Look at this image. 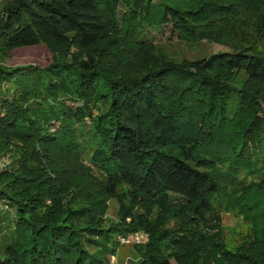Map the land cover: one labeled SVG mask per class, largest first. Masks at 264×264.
I'll use <instances>...</instances> for the list:
<instances>
[{
	"label": "trees",
	"instance_id": "1",
	"mask_svg": "<svg viewBox=\"0 0 264 264\" xmlns=\"http://www.w3.org/2000/svg\"><path fill=\"white\" fill-rule=\"evenodd\" d=\"M154 1L0 0V57L52 55L0 63V264H109L138 232L136 264H264V0ZM163 26L232 50L169 60Z\"/></svg>",
	"mask_w": 264,
	"mask_h": 264
},
{
	"label": "rangeland",
	"instance_id": "2",
	"mask_svg": "<svg viewBox=\"0 0 264 264\" xmlns=\"http://www.w3.org/2000/svg\"><path fill=\"white\" fill-rule=\"evenodd\" d=\"M158 2V0H155L153 3ZM143 37V39L153 44L155 51L175 62L207 58L218 52H228L232 50L230 45L215 41L202 40V42L194 44L182 41L171 33L170 26H163L162 28L149 27L143 32ZM51 60L52 55L43 44L18 48L5 52L0 57V63L7 66L36 65L43 67L50 63ZM243 80L244 77L240 74L239 81ZM9 155V153L0 154V168H3L10 162L11 157L9 158ZM118 206L119 204L116 200L110 199L108 201L106 213L108 219L115 220L118 217ZM4 211L9 213L10 217L14 219L13 209L4 208ZM220 216L223 238L228 249H236L241 243L250 241L252 236L249 230L250 226L242 220V216L235 215V213L228 211H220ZM135 234L141 237L139 243H125L122 242V237L117 236L116 240L119 245L115 253L109 256V264L137 263L139 255L135 247L144 244L147 241V235L143 232L131 235ZM172 264L176 263L172 261Z\"/></svg>",
	"mask_w": 264,
	"mask_h": 264
},
{
	"label": "built area",
	"instance_id": "3",
	"mask_svg": "<svg viewBox=\"0 0 264 264\" xmlns=\"http://www.w3.org/2000/svg\"><path fill=\"white\" fill-rule=\"evenodd\" d=\"M141 237L137 234L135 235H131V236H127V237H122V242L125 243H139L141 240Z\"/></svg>",
	"mask_w": 264,
	"mask_h": 264
}]
</instances>
